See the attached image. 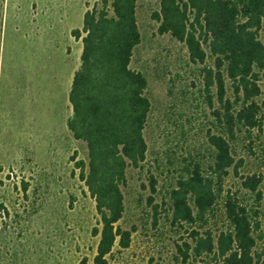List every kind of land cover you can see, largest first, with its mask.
Segmentation results:
<instances>
[{
  "label": "rangeland",
  "instance_id": "1",
  "mask_svg": "<svg viewBox=\"0 0 264 264\" xmlns=\"http://www.w3.org/2000/svg\"><path fill=\"white\" fill-rule=\"evenodd\" d=\"M158 4L137 5L142 41L131 67L148 78V151L141 166L127 168L119 225L131 231V242L117 244L109 264H220L211 256L187 259L181 248L193 230L226 226L222 203L207 222L190 224L175 218L171 198L187 169L211 161L208 133L220 102L204 68L214 59L193 63L183 42L160 34ZM100 6L99 0H0V264H78L84 257L93 264L100 216L76 165L88 162V149L67 121L84 36L73 31L82 30L87 10ZM260 33L264 40V22ZM260 84L264 90V75ZM227 96L233 99L229 81ZM251 139L250 150L244 144ZM244 144L236 150V160L244 157L240 173L264 176V129ZM239 186L232 172L225 190ZM261 189L256 264H264V178Z\"/></svg>",
  "mask_w": 264,
  "mask_h": 264
},
{
  "label": "trees",
  "instance_id": "2",
  "mask_svg": "<svg viewBox=\"0 0 264 264\" xmlns=\"http://www.w3.org/2000/svg\"><path fill=\"white\" fill-rule=\"evenodd\" d=\"M153 17L160 34L183 42L193 63L206 66L208 85H216L220 108L215 110V130L208 133L212 150L207 167L200 163L181 175L171 191L175 218L190 224L207 222L219 202L226 226L193 230L185 241V258L213 257L220 264H256L262 173L241 174L244 157L236 160L239 144L251 133L263 131L264 0H158ZM87 10L82 30L81 63L75 71L67 125L75 139L86 143L88 162H76L90 195L95 199L101 228L93 264H109L119 244L126 248L131 231L119 221L125 212L122 186L127 168L145 161V128L152 110L148 78L131 67L135 48L142 41L137 20L138 0H99ZM231 83L233 99L227 96ZM253 139L246 142L251 150ZM234 172L240 178L236 191L225 190ZM204 228L203 224H199ZM78 264H89L84 257Z\"/></svg>",
  "mask_w": 264,
  "mask_h": 264
}]
</instances>
